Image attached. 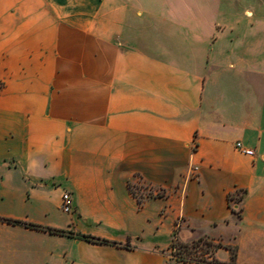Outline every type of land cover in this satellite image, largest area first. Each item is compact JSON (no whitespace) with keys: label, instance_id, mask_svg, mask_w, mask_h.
Returning a JSON list of instances; mask_svg holds the SVG:
<instances>
[{"label":"crops","instance_id":"crops-1","mask_svg":"<svg viewBox=\"0 0 264 264\" xmlns=\"http://www.w3.org/2000/svg\"><path fill=\"white\" fill-rule=\"evenodd\" d=\"M0 218L69 232L0 264H264V0H0Z\"/></svg>","mask_w":264,"mask_h":264},{"label":"trees","instance_id":"trees-1","mask_svg":"<svg viewBox=\"0 0 264 264\" xmlns=\"http://www.w3.org/2000/svg\"><path fill=\"white\" fill-rule=\"evenodd\" d=\"M242 192L241 198L244 195L245 191H237L236 193H240ZM235 198V194L234 195H229V200H233ZM2 220H5L11 224H21V225H25V226H31V227H35L37 229H41L44 231H49L52 233H56V234H67L69 233L66 230H62V229H56V228H52V227H46V226H42V225H33L24 221H19V220H14V219H6V218H0ZM79 238L94 242V243H100V244H116V245H120V243L117 242H112L110 240L104 239V238H99V237H95L92 235H79ZM199 242V240L197 241H193L192 243H188V242H184L182 241L179 236H178V230L175 231L174 234V239H173V243L171 245V253L172 256L177 260V261H186V262H197L200 264H236L235 263V251L232 254L231 260L229 262H222L219 261L216 258H212L210 261H197L195 259L192 258L193 256V250L190 248V246H195L197 243ZM186 254L190 255L187 256Z\"/></svg>","mask_w":264,"mask_h":264},{"label":"rangeland","instance_id":"rangeland-1","mask_svg":"<svg viewBox=\"0 0 264 264\" xmlns=\"http://www.w3.org/2000/svg\"><path fill=\"white\" fill-rule=\"evenodd\" d=\"M241 195H242V192L235 193V198L233 199V202L239 201L241 199ZM176 230L179 231V228H176L175 231ZM217 246H218L217 243H214L210 239L203 237L199 240V242L195 246H192V245L190 246V248L193 250L192 258L197 261H210L212 258L208 260V256L212 255L213 251L217 248ZM186 255L190 256L188 254Z\"/></svg>","mask_w":264,"mask_h":264},{"label":"built area","instance_id":"built-area-1","mask_svg":"<svg viewBox=\"0 0 264 264\" xmlns=\"http://www.w3.org/2000/svg\"><path fill=\"white\" fill-rule=\"evenodd\" d=\"M236 148L247 155H253V150L246 148L241 141H238L236 143ZM61 207L63 211L66 213H70L73 211L74 199H73V193L71 190L69 189L64 190L63 195H62Z\"/></svg>","mask_w":264,"mask_h":264}]
</instances>
